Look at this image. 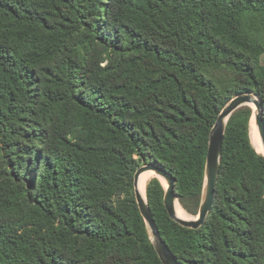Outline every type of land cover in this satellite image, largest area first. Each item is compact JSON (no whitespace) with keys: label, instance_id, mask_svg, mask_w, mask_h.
Listing matches in <instances>:
<instances>
[{"label":"trees","instance_id":"16d2710c","mask_svg":"<svg viewBox=\"0 0 264 264\" xmlns=\"http://www.w3.org/2000/svg\"><path fill=\"white\" fill-rule=\"evenodd\" d=\"M264 0H0V264H164L135 196L147 163L198 215L209 136L264 104ZM229 118L199 228L148 203L180 264H264V154Z\"/></svg>","mask_w":264,"mask_h":264},{"label":"water","instance_id":"95a60500","mask_svg":"<svg viewBox=\"0 0 264 264\" xmlns=\"http://www.w3.org/2000/svg\"><path fill=\"white\" fill-rule=\"evenodd\" d=\"M252 103L256 105V111L253 109V115H255V121L257 123L264 144V104L262 100L252 92H244L236 95L222 109L210 132L205 168L203 199L197 219H185L177 215L176 202H178V196L175 191V184L177 179L166 169V167L153 162L144 164L137 169L134 177L136 201L138 203L139 210L146 221L155 248L164 264L180 263L160 233V230L157 226L156 220L148 203L147 193L145 197L142 195L140 188V176L145 171L152 170L156 173L157 178H159L160 180L165 179L167 181V187H165L164 204L170 217L182 226L189 228H199L200 226H202L209 212L211 211L216 196V186L220 174L221 158L227 122L230 116L238 108L245 105L252 107Z\"/></svg>","mask_w":264,"mask_h":264},{"label":"bare ground","instance_id":"6f19581e","mask_svg":"<svg viewBox=\"0 0 264 264\" xmlns=\"http://www.w3.org/2000/svg\"><path fill=\"white\" fill-rule=\"evenodd\" d=\"M251 105H252L253 109L256 111V105L253 103ZM253 117H254V119H253ZM253 117H252L253 122H252V128H251L252 129L251 130L252 142H253L255 148L257 149V151L258 152L260 151V153L264 154V144L261 140L262 137H261L260 131L258 129L257 123L255 121V115H253ZM153 177H157V176H156V173L152 170L145 171L140 176V188H141L142 195L144 197L146 196L147 184ZM161 181L166 182V185L164 187H167V181L165 179H161ZM176 212H177V215L181 218L192 219V217L188 213H186V211H184L181 208V205L179 202H176ZM195 218L197 219L198 215L196 217H194V219Z\"/></svg>","mask_w":264,"mask_h":264},{"label":"rangeland","instance_id":"374dc122","mask_svg":"<svg viewBox=\"0 0 264 264\" xmlns=\"http://www.w3.org/2000/svg\"><path fill=\"white\" fill-rule=\"evenodd\" d=\"M263 40H264V37H263ZM253 109V108H252ZM252 117H253V114H252ZM253 119H254V117H253ZM253 119L251 118V122H250V136H251V128H252V122H253ZM256 124V123H255ZM261 140H262V138H261ZM263 142V141H262ZM260 152V151H259ZM165 185H166V182H165ZM178 202L180 203V201H179V199H178ZM180 205H181V203H180ZM181 207L184 209V207L181 205ZM185 210V209H184ZM186 211V210H185ZM186 213H188L187 211H186ZM192 218H194V217H196L197 215H192V214H190V213H188Z\"/></svg>","mask_w":264,"mask_h":264}]
</instances>
